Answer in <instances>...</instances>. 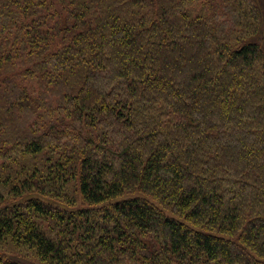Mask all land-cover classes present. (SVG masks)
I'll list each match as a JSON object with an SVG mask.
<instances>
[{
  "label": "trees",
  "instance_id": "trees-1",
  "mask_svg": "<svg viewBox=\"0 0 264 264\" xmlns=\"http://www.w3.org/2000/svg\"><path fill=\"white\" fill-rule=\"evenodd\" d=\"M263 5L0 0V264H264Z\"/></svg>",
  "mask_w": 264,
  "mask_h": 264
},
{
  "label": "rangeland",
  "instance_id": "rangeland-1",
  "mask_svg": "<svg viewBox=\"0 0 264 264\" xmlns=\"http://www.w3.org/2000/svg\"><path fill=\"white\" fill-rule=\"evenodd\" d=\"M260 2L262 4H264V0H260ZM263 7H264V5H263ZM263 10H264V8H263ZM73 196H74V199L78 201L77 202L78 207L79 206H81V207L87 206V205H85V203H82V198L79 197V195L74 194ZM0 251L16 253V254H19L22 258H27L29 260H34V261L38 260L35 253L31 249H29L27 247L17 246L16 244H13L9 240H6L5 242H0Z\"/></svg>",
  "mask_w": 264,
  "mask_h": 264
}]
</instances>
